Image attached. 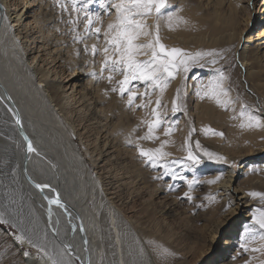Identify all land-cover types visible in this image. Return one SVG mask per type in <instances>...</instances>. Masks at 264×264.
Masks as SVG:
<instances>
[{
    "label": "bare ground",
    "instance_id": "obj_1",
    "mask_svg": "<svg viewBox=\"0 0 264 264\" xmlns=\"http://www.w3.org/2000/svg\"><path fill=\"white\" fill-rule=\"evenodd\" d=\"M117 2L119 0H93L88 5L89 12L100 16V23L95 24L101 28L97 37L85 33L84 13L75 11L71 0H0V129L6 137L5 160L16 164L12 175L18 191L27 201L33 226L52 239L54 248L51 251L47 245L41 247L43 253L39 260L22 251V258L12 264H185L178 262L176 255L163 253L158 244L153 246L155 250L141 257L139 245L144 240L141 233L124 232L113 196L115 189L103 188L99 172L91 170L87 159L102 171L108 161L113 160L109 155L114 152L116 143L137 153L140 148L158 149L162 144L167 147L171 132L166 134L165 119H161L162 123L155 129V136L160 140L141 137L147 135L148 124L155 119L152 109L157 108V100L162 103L165 96L171 109L173 97L169 95L173 86L176 98L179 93L181 105L186 95H193L194 117L211 114L214 98H202L203 72H193L187 87L179 83L178 77L185 73L182 69L169 79L163 93L142 81H134L137 97L131 107L127 93L121 96L119 91L113 92L123 75L107 69L102 71V50L107 46L103 36L107 25L117 22V11L110 6ZM61 4L66 7L62 8ZM77 7H83V0H79ZM208 7L209 0H168L166 14L159 21L154 13L147 17L152 35L141 36L137 43L153 39L155 25L159 23L160 42L167 49L178 48L193 54L196 50L218 46L214 55L222 56V52L234 44L233 35L225 20H221V26L209 21L205 16ZM248 8L252 13L255 10L252 3ZM168 13L172 15L171 21ZM252 13L246 21L248 28H253L252 23L249 24ZM78 17L79 24L69 23ZM76 32L83 37L82 41L74 39ZM236 43L233 53L236 68L247 84V79L255 74L251 71V62L264 68V41L252 42L247 34L245 37L241 34L236 37ZM93 44L99 50L96 55L91 54ZM144 51L148 55H139L138 60L150 59V50ZM91 73L97 75L94 77ZM109 75L113 76L111 82L107 79ZM146 90L147 97L143 95ZM252 95L256 97L253 92ZM143 103H148V107H136ZM204 130L208 132L209 126H204ZM258 133L259 128L255 126L246 129V136L254 138ZM29 143L34 151H29ZM249 166H243L241 178L249 172ZM254 166L264 169V162ZM187 171L184 168L178 172L182 182L159 184L157 192L171 196L181 184L192 180L186 177ZM211 177H220L215 190L223 196L220 203L228 204L227 217L212 232L211 244L223 235L227 238L223 244L233 245V238L242 240L249 223L257 222L264 215L263 205L258 207L254 203L246 187L239 188L241 195L233 189L241 179L231 170H220ZM112 180L117 181L118 186L124 185ZM261 180L252 179L255 185ZM37 185L47 187L41 190ZM57 198L60 204L49 203ZM245 209L248 220L238 228L235 214ZM134 238L137 242L132 243ZM256 238L247 237L245 244L250 251L258 247ZM15 246L36 248L28 236L22 235ZM222 250L213 263L221 256L224 264H238L236 251L230 247ZM4 259L0 258V262Z\"/></svg>",
    "mask_w": 264,
    "mask_h": 264
},
{
    "label": "rangeland",
    "instance_id": "obj_2",
    "mask_svg": "<svg viewBox=\"0 0 264 264\" xmlns=\"http://www.w3.org/2000/svg\"><path fill=\"white\" fill-rule=\"evenodd\" d=\"M250 3L254 6V14L248 8ZM207 13L205 16L217 26H221V20L228 23L234 44L224 50L222 56L214 55L218 46L196 50L193 54L213 52V55L203 56L187 73L178 77V82L186 84L184 87H187L193 72L200 71L204 74L203 85L207 87L209 81L218 80L220 73H223L226 77L222 81L223 88L228 92V97L225 98H230L234 103L225 108L214 99L211 114L194 117L193 95H186L181 105L173 86L169 95V98L173 97L171 109L165 96L157 108L161 119L166 121V129L171 128L170 140L167 147L162 149L170 154L161 161L167 164V172L159 165L152 167L149 161L146 162V157L119 143L114 144V152L109 155L113 160H109L102 171L100 168L97 170L88 159L87 163L91 170L99 172L104 189H115L113 196L124 223V232L141 233L144 239L139 245L141 257H145L147 251L155 250L153 246L158 244L163 253L176 255L178 262L224 264L221 256L216 263L212 260L220 253L221 248L224 252V249L230 247L232 251L237 252L235 257L238 264H264V229H261L257 222L249 223L242 240L240 237L233 238V245L225 246L223 243L227 238L223 235L211 244L212 232L228 213V204L220 203L223 196H219L220 191L215 190V183L220 177H211L218 171L231 170L235 177L241 179L233 186L238 194L241 186L246 187L250 193L262 194L253 196V201L258 207L263 205L261 210L264 209V169L254 166L264 162V126L257 127L259 133L254 138L246 136L247 127L240 126L244 121L239 115L241 107L247 105L251 113L264 122V68L256 62H251L250 68L255 74L247 79L246 84L236 68L233 55L237 46L236 37H241V34L242 37L247 34L252 42L264 41V0H209ZM251 13L249 24L252 23L253 28H248L246 21ZM250 31L252 33L248 34ZM176 105L181 112L174 111ZM169 111L172 113V119ZM204 126H209L210 130L206 132ZM0 132V258H5L0 264H12L21 259L22 251L39 260L43 253L41 247L47 245L52 251L53 242L46 234H41L40 228L35 229L33 226L27 201L23 193L18 191V185L12 175L16 164L5 160L6 137L1 129ZM159 148L161 146H158ZM189 148L199 163L188 159ZM246 165H250V170L241 178L244 171L242 168ZM184 168L188 170L186 177L192 179L191 185L181 184L171 196L157 192L156 186L159 184L182 182L178 179V172ZM253 178L262 180L260 184L255 185ZM112 179L124 185L118 186L115 183L117 181ZM213 180L216 182L210 183ZM30 181L32 182V179ZM247 215L246 209L235 214L236 227L244 226L248 220ZM21 235L28 236L31 242L36 244V248H17L16 241ZM249 236H257L255 245L258 247L252 251L245 244ZM135 242L137 240L134 238L132 243Z\"/></svg>",
    "mask_w": 264,
    "mask_h": 264
},
{
    "label": "snow or ice",
    "instance_id": "obj_3",
    "mask_svg": "<svg viewBox=\"0 0 264 264\" xmlns=\"http://www.w3.org/2000/svg\"><path fill=\"white\" fill-rule=\"evenodd\" d=\"M79 0H71L73 9L77 12L83 11L85 17V33L95 34L99 37L101 33V28L96 27L95 24L100 23V16L93 15L87 10L88 5L93 3V0H83V7H77ZM168 0H119V2L114 5L117 11V22L109 23L107 25V31L103 33L106 47L103 48V69H107L110 73H121L123 79L118 82L119 87L113 88L112 91H119L120 95L123 96L125 93L128 95V105L131 107L134 104V101L137 97V92L134 89V81H142L148 87L153 89H159L161 93L164 92L168 85L170 78H174L177 72L182 69L183 72L187 73L190 67L198 63L199 60L207 55L212 56L213 52L201 53L197 52L195 54L184 52L182 49L172 48L167 49L166 46L160 42L159 37V23L155 25V36L153 39L149 40L147 43H137L141 36L148 37L152 35L150 31V26L147 24V17L151 16L153 13L156 15L157 21L161 16L166 14ZM62 8H65L66 5L61 4ZM169 21L172 19L170 13L167 14ZM69 23L74 26L79 24V17L76 20H70ZM73 31H76V28L73 27ZM76 40H83V37L79 32H76L74 37ZM145 49L150 50V59L148 60H138L137 56L139 55H148V52L144 51ZM87 51V45L85 46ZM97 45L93 44L91 46V54L96 55L98 52ZM215 63V61H213ZM92 76H96V73H91ZM102 78V77H101ZM109 82L112 81L113 76L109 75L107 77ZM226 79L223 73H220V78L218 80H212L208 82L207 87L205 88L202 85V98L204 96H210L216 99L217 103L221 106L227 108L230 103H234L230 98L222 99V97H228V92L223 88L222 81ZM147 97V90L143 94ZM179 99V93L177 95ZM148 103H151L149 100ZM148 103L137 104L136 107L147 108ZM157 108L160 106V100L156 102ZM157 108L152 109V113L155 119L148 124V133L146 136L141 137V139L152 140L158 139L155 136V129L160 126L162 123L160 113L157 111ZM179 106L174 107V111H179ZM240 118L244 121L241 123V127H262L264 122L253 115L248 109L247 105L241 107ZM234 119L236 117H233ZM171 132V128L168 129L166 134ZM222 135V134H220ZM164 143H167L165 141ZM163 144L159 149H147L140 148V155L146 157L147 160L151 163L152 167L165 168L167 172V164L161 163L165 156L170 155L169 153L163 152ZM197 146L198 142H197ZM29 151H34L29 143ZM211 155V154H209ZM188 159L194 160L199 163L197 157H195L189 148ZM216 181H210V183H215ZM193 182L189 181L191 185ZM38 188L43 190L47 185H37ZM187 195V193L185 194ZM251 196H260V193H250ZM50 204H60L59 199H54L49 201ZM261 229H264V215H261L257 221ZM23 239V237H21ZM243 247V245H242ZM258 251V249H257ZM46 254V253H45ZM55 264V262H54Z\"/></svg>",
    "mask_w": 264,
    "mask_h": 264
},
{
    "label": "water",
    "instance_id": "obj_4",
    "mask_svg": "<svg viewBox=\"0 0 264 264\" xmlns=\"http://www.w3.org/2000/svg\"><path fill=\"white\" fill-rule=\"evenodd\" d=\"M31 182V181H30Z\"/></svg>",
    "mask_w": 264,
    "mask_h": 264
}]
</instances>
